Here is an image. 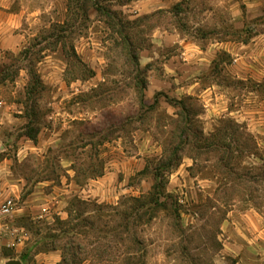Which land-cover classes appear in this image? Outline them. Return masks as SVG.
I'll list each match as a JSON object with an SVG mask.
<instances>
[{"label":"rangeland","instance_id":"1","mask_svg":"<svg viewBox=\"0 0 264 264\" xmlns=\"http://www.w3.org/2000/svg\"><path fill=\"white\" fill-rule=\"evenodd\" d=\"M94 1L102 5L100 12L92 6ZM240 1L244 13V0ZM230 2L175 0L166 8L143 14L136 0H63L65 10L60 14L56 13L60 11L56 0H19L15 8L39 14L35 23L25 15L22 26L36 35L29 37L20 52H0V73H7L0 84V101L5 107L0 113V144H12L15 134L11 129L26 126L29 131L44 121V101L52 95L45 87L35 95L32 110H28L31 113L24 117V113L7 108L26 97L22 83L14 82L16 71L24 66L34 68L43 50L55 49L58 58L67 59L68 76L77 71L87 75L86 64L74 45L81 37L90 36L88 41L95 45L92 55L104 63L109 82L89 95L76 96L83 108L91 104L106 110L98 117L96 133L86 137L66 132L61 136L63 142L48 149L43 158L35 154L19 163L15 162L14 146L3 151L0 148V157L11 158L13 170L28 180L17 196H9L15 201V209L64 207L67 219L48 222L10 216L1 223L23 228L30 241L43 236L47 238L43 246L54 242L64 247V253L72 251L67 243L73 228L76 241L82 245L77 254L81 264H232L229 257L223 259L220 254L227 232L221 228L222 222L234 208H254L264 218V147L256 146L254 135L231 118L209 135L204 134L200 120L195 118L200 107L195 101L181 100L175 107L178 116L140 107L146 73L137 67L136 58L140 49L149 46L156 26L175 30L200 46L238 33L245 39V13L237 30ZM261 18L256 24L264 22V16ZM63 19L64 24L59 23ZM223 61H228L226 54L214 60L211 72L222 77L230 89L242 86L225 66H220ZM118 80L123 82H115ZM118 137L126 147L122 161L104 144ZM88 142L91 146L84 148ZM68 170L70 174L65 173ZM105 170L111 178L105 185L93 182L95 191H88L90 180ZM158 172L159 182L165 186L171 173L177 175L172 190L166 192L169 197L162 196L159 201L152 191ZM63 173L71 175V192L62 194L58 203L42 198L46 187L35 189L37 182L51 180L50 191L52 185L62 184ZM78 185L85 191L80 192Z\"/></svg>","mask_w":264,"mask_h":264},{"label":"crops","instance_id":"2","mask_svg":"<svg viewBox=\"0 0 264 264\" xmlns=\"http://www.w3.org/2000/svg\"><path fill=\"white\" fill-rule=\"evenodd\" d=\"M18 1L0 0V52L17 54L27 44L29 37L36 35V32L31 33L28 28H24L22 22L27 15L35 23L39 11L28 12L23 8H15ZM136 1L139 4L138 10L148 14L166 8L175 0ZM230 1L232 20L236 22L237 30L241 28L242 15L245 13L248 22L245 39L240 38L238 33L237 36H230V39H217L215 42L200 46L192 38L180 37L175 30L160 26L153 29L149 46L140 49L136 55L137 67L146 73L138 102L142 108L162 110L169 116H178L175 107L180 105L181 100L195 101L200 106L195 118L200 120L201 131L204 134L209 135L222 121L231 118L237 125L254 135L257 140L256 146L264 147V22L256 24V21L264 16V0H244V13L240 0ZM56 4L60 8L56 13L61 14L63 0H56ZM64 19L59 23H63ZM90 39H92L90 36L84 39L81 37L74 45L77 56L86 64L87 75L77 71L76 75L68 76L69 66L65 57L58 58L55 49L42 51L35 69L42 84L51 90L52 95L44 101V121L42 125L36 127L34 138L27 134L26 126L21 129L16 127L11 129L15 134L12 137V144L8 141L6 145L0 144L1 151L5 150L6 146H14L15 162L26 161L35 154L43 158L48 149L63 142L61 136L66 132L83 133L86 137L97 132L95 125L98 117L106 110L93 108L91 104L90 108H83L76 97L89 95L91 90L109 82L103 72L104 63L97 62L92 55L95 45L88 41ZM221 54H226L228 61L221 62L220 66H225L232 74V79L242 86L230 89L225 86L222 77L211 72L212 63ZM28 81L26 66L18 68L14 82L22 83V89L25 91ZM115 82L122 83L123 80ZM122 103L123 101L120 104ZM107 107L110 109L112 105ZM7 108H14L16 113H24L23 117L25 116L24 100L20 103L13 102ZM182 109L185 111L184 107ZM4 110V103L0 101V113ZM85 124L88 127H85ZM104 144L117 152L115 155L117 158L120 157V161L122 157H126L123 155L126 147L122 137ZM89 146L90 142L84 148ZM2 156L0 200L11 195L17 196L27 186L28 181L24 175L13 170L11 158ZM66 159L64 160L69 164ZM65 173L70 174V170ZM70 176L63 173L62 184L52 185L50 191L48 186L51 185V180L48 178L37 182L34 187L35 189L38 186L46 187L42 198L58 203L62 199V194L70 193L72 190ZM110 178V172L107 176L105 170V173L90 180L92 183L87 184L88 191H95L91 188L95 186L93 182L102 181L105 185V181ZM169 178L170 182L165 186L166 192H170L175 185L176 173H171ZM78 187L80 192L85 191L84 187L79 185ZM43 209L47 212L44 213ZM11 216L28 217L31 220L42 218L49 222L55 218L65 220L68 213L64 207H16ZM2 218L5 217H0V264H10L12 261H18L19 264H58L61 261L62 250L59 247L48 250L42 248L47 238L37 236L30 241V235L23 231L15 237L12 233L16 227L10 222L1 223ZM221 228L227 231L222 237L223 248L220 254L223 259L229 257L232 264H264V218L258 211L250 207L230 209Z\"/></svg>","mask_w":264,"mask_h":264},{"label":"trees","instance_id":"3","mask_svg":"<svg viewBox=\"0 0 264 264\" xmlns=\"http://www.w3.org/2000/svg\"><path fill=\"white\" fill-rule=\"evenodd\" d=\"M92 4H93L92 6L96 9L97 12L101 11V9H102V7H101L102 5L101 4H98L96 1L92 2ZM86 18H88V16H86ZM64 22H63V24H64ZM65 30L66 29H64V31ZM124 39H125L126 42L128 41V37L127 36H125ZM26 68H27V71H28V74H29V81H28V84H27L26 89H25L26 98L24 100V103H25V113L29 114L30 111H28V110H32V106H33L34 101H35L34 100L35 95H37L39 91H42L45 86L42 84V82H41V80H40V78H39V76H38V74L36 72L35 66H34V68L33 67H31V68L30 67H26ZM6 74L0 73V84L6 79L5 78ZM35 133H36V129H30L27 132V134L30 137H32V138L35 137ZM158 170L160 171L161 169H158ZM159 173L160 172L154 174V178H155L156 182L152 186V191H153V193L156 194V200H158V201H159V199L162 196H164L165 198L169 197V195H167V193L165 191V185L164 184L162 185L159 182V178H160V174ZM70 230H71L70 231L71 232V237L68 239L67 245H70V248H71L72 251L70 253H64L63 252L64 247L62 249L59 247L62 250V259H61V261L58 264H81V262L83 261L77 255V254H79L78 252H80L81 246H82L81 242L76 241L75 236H76L77 232L73 228H70ZM51 237H53V236H51ZM55 247H58V246L55 245L54 242H52V243H48L47 246H43V249L44 250H48L50 248H55Z\"/></svg>","mask_w":264,"mask_h":264},{"label":"built area","instance_id":"4","mask_svg":"<svg viewBox=\"0 0 264 264\" xmlns=\"http://www.w3.org/2000/svg\"><path fill=\"white\" fill-rule=\"evenodd\" d=\"M14 210H15V201L13 198L8 197L0 203V217H9L14 212ZM42 211L44 213L47 212L46 209H43ZM21 233H22L21 229L16 227L13 229L12 234L15 237H17Z\"/></svg>","mask_w":264,"mask_h":264},{"label":"water","instance_id":"5","mask_svg":"<svg viewBox=\"0 0 264 264\" xmlns=\"http://www.w3.org/2000/svg\"><path fill=\"white\" fill-rule=\"evenodd\" d=\"M10 264H19L18 261H12Z\"/></svg>","mask_w":264,"mask_h":264}]
</instances>
